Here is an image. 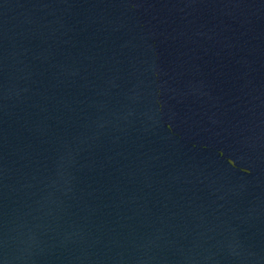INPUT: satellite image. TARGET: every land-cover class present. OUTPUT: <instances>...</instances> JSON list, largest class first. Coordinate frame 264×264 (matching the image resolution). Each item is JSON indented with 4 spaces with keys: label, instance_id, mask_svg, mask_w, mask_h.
Masks as SVG:
<instances>
[{
    "label": "water",
    "instance_id": "1",
    "mask_svg": "<svg viewBox=\"0 0 264 264\" xmlns=\"http://www.w3.org/2000/svg\"><path fill=\"white\" fill-rule=\"evenodd\" d=\"M0 264H264V0H0Z\"/></svg>",
    "mask_w": 264,
    "mask_h": 264
}]
</instances>
